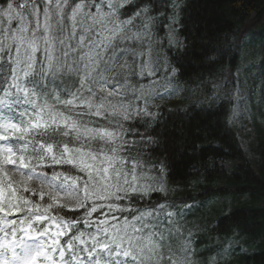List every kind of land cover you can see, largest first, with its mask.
Returning <instances> with one entry per match:
<instances>
[{
  "label": "snow or ice",
  "instance_id": "snow-or-ice-1",
  "mask_svg": "<svg viewBox=\"0 0 264 264\" xmlns=\"http://www.w3.org/2000/svg\"><path fill=\"white\" fill-rule=\"evenodd\" d=\"M132 3L0 0V264H151L193 207L151 201L165 188L138 174L160 118L137 77L159 69L141 50L151 18L135 23L148 8L127 16Z\"/></svg>",
  "mask_w": 264,
  "mask_h": 264
},
{
  "label": "trees",
  "instance_id": "trees-1",
  "mask_svg": "<svg viewBox=\"0 0 264 264\" xmlns=\"http://www.w3.org/2000/svg\"><path fill=\"white\" fill-rule=\"evenodd\" d=\"M145 6L148 12L135 23L151 18V39L141 50L159 74L137 79L160 120L150 133L159 143L140 153L138 174L142 183L165 188L153 192L151 201L193 206L175 218L170 233L165 230L151 264H173L188 241L197 250V264H264V142L255 118L244 110L241 51L233 46L252 14L264 31V0H133L127 16ZM223 49L231 55L221 58ZM166 62L169 68L182 66L183 74L165 76ZM227 72L232 95L225 93ZM160 78L174 87L170 103L155 100L152 81ZM164 158L169 167L160 173ZM226 162L234 164L231 170L223 167ZM232 240H239L237 247L211 261Z\"/></svg>",
  "mask_w": 264,
  "mask_h": 264
},
{
  "label": "rangeland",
  "instance_id": "rangeland-1",
  "mask_svg": "<svg viewBox=\"0 0 264 264\" xmlns=\"http://www.w3.org/2000/svg\"><path fill=\"white\" fill-rule=\"evenodd\" d=\"M175 22V21H174ZM170 37L174 38L176 35L172 27H170ZM241 33H245L248 37L247 41L241 40ZM237 44L241 51L242 57V68L241 74L244 80V96L246 100V107L244 110H249L250 115H252L258 125L259 131L261 132V137L264 142V31L259 29V25L255 19V15L245 22L242 27L239 36L237 38ZM156 60V59H155ZM228 84H231V77L228 73ZM174 87L169 80L160 78L154 84V89L158 92L156 93L155 100L171 102L175 99ZM233 87L230 85L225 93L228 95L233 94ZM233 163L226 162L223 167L227 170H231ZM14 179L22 182H26L28 186L39 189L40 185L38 181L27 180V177L22 176L19 172L16 173ZM175 225V224H174ZM239 240H232L227 243L223 250L219 252L218 255L212 256L211 261H216L219 258H223L237 247ZM196 248L192 241L186 242L184 248L177 254L176 257L179 259H184L193 261L197 264L195 259Z\"/></svg>",
  "mask_w": 264,
  "mask_h": 264
}]
</instances>
